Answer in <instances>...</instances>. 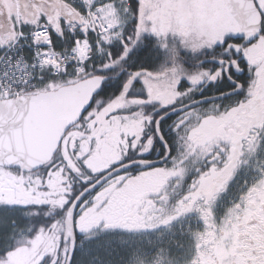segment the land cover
<instances>
[{"label":"snow or ice","instance_id":"snow-or-ice-1","mask_svg":"<svg viewBox=\"0 0 264 264\" xmlns=\"http://www.w3.org/2000/svg\"><path fill=\"white\" fill-rule=\"evenodd\" d=\"M0 264H264V0H0Z\"/></svg>","mask_w":264,"mask_h":264},{"label":"trees","instance_id":"trees-1","mask_svg":"<svg viewBox=\"0 0 264 264\" xmlns=\"http://www.w3.org/2000/svg\"><path fill=\"white\" fill-rule=\"evenodd\" d=\"M119 91V84L118 82H113L112 79L110 78L109 82L105 84L101 95L105 98L108 96L115 94Z\"/></svg>","mask_w":264,"mask_h":264},{"label":"flooded vegetation","instance_id":"flooded-vegetation-1","mask_svg":"<svg viewBox=\"0 0 264 264\" xmlns=\"http://www.w3.org/2000/svg\"><path fill=\"white\" fill-rule=\"evenodd\" d=\"M152 39H155L154 37H152ZM177 56H182V52L177 51ZM140 65L141 66H144V67H155V63L151 62V61H146V60H142L140 61ZM121 75H123V73H121Z\"/></svg>","mask_w":264,"mask_h":264},{"label":"water","instance_id":"water-1","mask_svg":"<svg viewBox=\"0 0 264 264\" xmlns=\"http://www.w3.org/2000/svg\"><path fill=\"white\" fill-rule=\"evenodd\" d=\"M108 81H109V78H108V80H106L105 83L101 86V90H98V91H100V93L102 92V90H103L105 84H106Z\"/></svg>","mask_w":264,"mask_h":264}]
</instances>
